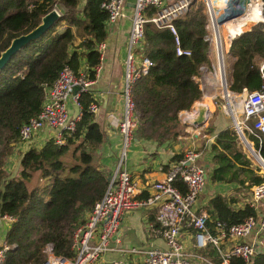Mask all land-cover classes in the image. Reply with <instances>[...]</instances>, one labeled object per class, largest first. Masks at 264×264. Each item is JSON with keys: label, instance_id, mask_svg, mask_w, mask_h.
Returning <instances> with one entry per match:
<instances>
[{"label": "trees", "instance_id": "1", "mask_svg": "<svg viewBox=\"0 0 264 264\" xmlns=\"http://www.w3.org/2000/svg\"><path fill=\"white\" fill-rule=\"evenodd\" d=\"M103 0H0V53L12 39L38 26L41 18L57 7L60 17L42 36L24 45L0 70V216L13 220L5 234L9 245L3 264H43L44 249L51 245L55 255L72 258L74 231L105 192L109 172L93 162V150L103 140L102 131L89 109L92 92L79 97V119L73 130L62 132L57 144L49 137L41 146H30L19 158V171L5 170L8 158L19 142L20 127L41 110L45 90L50 87L64 66L78 74L82 60L85 73L95 78L100 63L96 45L107 36V12ZM262 18L264 19V0ZM155 12L146 10V17ZM208 9L204 0H192L186 12L173 21L176 36L169 28L144 24V37L137 53L148 57L152 65L132 86L137 114L134 135L158 145L175 141L185 126L178 114L201 100L203 91L195 77L199 67L209 65L210 43L206 23ZM175 37L178 42L176 43ZM177 48L189 54H177ZM228 88L232 91L259 89L264 83V22L258 21L249 30L230 42ZM262 65V66H261ZM251 124V121L249 122ZM264 161L262 142L246 134ZM252 151L259 158V155ZM213 157L210 179L235 183L238 191H249L264 181L260 167L254 168L244 144L231 126L220 131L211 146ZM182 157L176 154L171 161ZM168 168V165H167ZM35 172L49 175L50 188L28 190L27 182ZM174 184L185 192V184L176 178ZM233 198L215 195L208 202L209 225L218 221L227 227L257 216L255 207L244 204L235 208ZM158 227L155 212L150 217ZM199 252L218 264L220 257L212 244ZM230 264H247L231 257ZM249 264H264V248L258 250Z\"/></svg>", "mask_w": 264, "mask_h": 264}, {"label": "built area", "instance_id": "2", "mask_svg": "<svg viewBox=\"0 0 264 264\" xmlns=\"http://www.w3.org/2000/svg\"><path fill=\"white\" fill-rule=\"evenodd\" d=\"M128 1L133 6H131L120 92L122 112L118 132L121 147L118 160L109 174L104 194L94 203L93 208L85 216L84 222L73 233V257L55 255L51 245H47L44 249L46 260L43 264H97L104 253L114 249L112 240L116 238L124 212L137 208L155 210L158 227L155 229L153 223L148 226L160 236L164 246L148 245L141 248L120 249V251L127 254H143L145 264H194V260L216 264L197 251H186L182 240L185 228L192 229V246L195 249L201 250L208 244L213 245L220 257L218 264H230L231 257L241 258L249 264L258 249L264 248V213L257 214L256 217L250 216L228 227L216 221L210 228L208 211L197 210L195 207L197 197L204 187L206 174L205 169L197 163L201 155L199 150L194 147L185 148L181 152L182 157L170 163L164 179L154 181L150 185L151 189L147 196H139L137 193L136 180L125 164L127 151L138 124L131 92L132 86L141 75L147 73L152 65L148 57L137 53L144 37V24L152 22L158 28H169L176 36L173 21L186 12L192 0H103L101 7L107 12V22H114L123 17ZM148 8L155 9L150 17H146ZM261 21L264 22V19L262 18ZM206 29L210 43L209 55L213 54V62L210 65L202 64L199 67L200 75L194 79L203 91V78L215 77L217 87L211 96V102L230 117L235 132L242 133L248 144L253 146V142L246 134L253 135L258 144H261L264 134V83L256 90L247 88H242L241 91L230 90L227 46H230L231 41L222 37L220 22L212 8L211 12L208 9ZM175 41L178 42L177 37ZM104 48V41L96 45L100 59ZM177 54H189V52L177 48ZM96 69L97 67L94 69L95 73ZM202 72L203 77H200ZM93 82L94 79L88 78L84 71L76 74L71 67L64 66L53 84L46 88L40 112L20 127V140L17 145H29L33 136L44 127L53 130L51 137L57 144L62 143V132L73 130L80 116V111L75 116L69 114L68 103H73L79 109L80 94L89 91ZM202 99L194 102L190 109L179 112L178 117L181 123L191 127L198 126L193 124V119L197 115L196 106L206 103ZM89 109L95 113L96 103H91ZM250 121L251 124H249ZM254 151L258 153L255 149ZM176 178L181 179L185 184V192L174 184ZM249 193L251 202L247 204L254 207V203L264 199V181L253 185ZM0 218L7 223L13 220L9 215H3ZM253 232L258 236L255 244L241 241ZM226 241L232 242L229 248H224L222 245ZM8 248L9 245L5 241L0 244V264H3ZM110 264H120V262L115 260Z\"/></svg>", "mask_w": 264, "mask_h": 264}, {"label": "crops", "instance_id": "3", "mask_svg": "<svg viewBox=\"0 0 264 264\" xmlns=\"http://www.w3.org/2000/svg\"><path fill=\"white\" fill-rule=\"evenodd\" d=\"M210 4L213 13L220 22L221 35L228 41L238 37L249 30L255 23L262 20L263 5L261 0H210ZM130 16L131 6H129L128 1L124 8L123 17L114 22H107V36L104 40L105 48L102 51V57L96 69L94 82L90 87L97 106L95 120L99 124L103 135L101 144L97 149L93 150V162L100 164L109 173L114 169L121 147V139L118 132V123L122 112L120 92L127 52L126 42L130 28ZM228 50L229 46H227ZM212 58L213 54L209 55V65L213 62ZM232 61L233 58L230 55L227 56L229 70ZM85 69V61L82 60L80 71H85ZM200 77H203V72ZM216 87L215 77L208 76L207 79L203 78L202 101L208 103L207 120L197 127L188 126L189 130L185 131L186 134L179 135L175 141L158 145L152 140H141L134 135L127 151L125 165L136 180L139 196H147L151 189L150 185L154 181L164 179L165 172L169 168L173 156L181 153L187 147H194L201 152L197 163L205 169L207 175L201 192L202 197L196 202L195 207L197 210L208 211L209 200L218 194L235 199L236 202L232 204L235 208L251 202L249 191H238L237 188L239 186L237 184L215 182L210 179V173L213 168L211 146L217 134L231 126L230 117L211 102V96L215 93ZM67 108L72 116H75L79 111L71 102L68 103ZM52 132L51 128L44 127L33 136L29 145H16L13 153L8 158L5 170L10 174H17L20 169L19 158L21 153L30 146H41L51 137ZM252 153L254 154L253 151ZM254 156L259 159L255 154ZM33 178H35L33 188H39L43 191L50 188L48 174L35 172L30 181ZM254 207L257 214L264 213V199L254 203ZM153 212H155L154 209L146 208L131 212L124 220L123 227L118 230L116 238L112 240L114 249L104 253L97 264H110V262L115 260L120 262V264H145L143 254H127L120 251V249L141 248L148 245L164 246L160 236L156 235L148 226L151 223L150 217ZM8 227L9 223L0 218V244L4 242ZM209 227L211 228L212 225H209ZM257 239L258 236L253 232L241 239V241L255 244ZM182 240L186 248L192 247L191 228L184 229ZM231 244L232 242L226 241L222 245L224 248H229ZM194 264H200V262L194 260Z\"/></svg>", "mask_w": 264, "mask_h": 264}, {"label": "water", "instance_id": "4", "mask_svg": "<svg viewBox=\"0 0 264 264\" xmlns=\"http://www.w3.org/2000/svg\"><path fill=\"white\" fill-rule=\"evenodd\" d=\"M133 1V0H130ZM207 6L209 11L211 12V5L210 0H206ZM60 12L55 7L50 12L45 14L41 18V22L38 26H36L34 29H32L30 32L20 35L14 39H12L10 45L0 53V70L5 67V65L8 63V61L11 59V57L17 53L24 45L29 43L30 41L39 38L40 36L44 35L59 19ZM197 115L193 119V124H201L206 120V112H207V106L204 104H198L196 106ZM238 136L240 140L248 146V142L246 141L245 137L242 133H238ZM258 154V153H257ZM253 155V154H252ZM259 163L264 168V161L259 155ZM207 175L205 174V178ZM262 248H259L260 250Z\"/></svg>", "mask_w": 264, "mask_h": 264}, {"label": "rangeland", "instance_id": "5", "mask_svg": "<svg viewBox=\"0 0 264 264\" xmlns=\"http://www.w3.org/2000/svg\"><path fill=\"white\" fill-rule=\"evenodd\" d=\"M204 1L206 2V0H204ZM129 6H133V4L130 2V3H129ZM56 8H57V7H56ZM57 9H58V8H57ZM58 10H59V9H58ZM59 11H60V10H59ZM219 91H220V90H219ZM182 125L185 126V128H184V132H183V135H185V134H186L185 131H188L189 128H188V125H186V124H183V123H182ZM232 127H233V125H232ZM253 148L255 149L254 145H253ZM244 150L246 151L247 157L250 159L252 166H253L254 168L260 167V171H259V172H260L261 174H264V168L260 165L259 160L256 159L254 155H252V153L246 148V146H244ZM42 175L44 176V174H42ZM40 177H41V176H40ZM34 181H35V178H33L31 181H28V182H27V188H28V190H31V189L33 188V186H34ZM204 185H205V183H204ZM203 188H204V187H203ZM201 192H202V191H201ZM201 197H202V193H200V194L198 195V197H197V201H198V199H200ZM139 209H142V208H137V209H134V210H132V211H125V212H124L123 217H122V219H121V221H120L119 230H120L121 227H123V225H124V220L128 217V215H129L131 212H134V211L139 210ZM186 251H187V252H194V251L201 252L200 250L195 249L193 246H192L191 248H186ZM200 264H206V263L203 262V261H201Z\"/></svg>", "mask_w": 264, "mask_h": 264}, {"label": "bare ground", "instance_id": "6", "mask_svg": "<svg viewBox=\"0 0 264 264\" xmlns=\"http://www.w3.org/2000/svg\"><path fill=\"white\" fill-rule=\"evenodd\" d=\"M222 34V32H221ZM208 102V101H207ZM208 105V103H204V105ZM251 144H248V146H246V148L252 153V150H251V147H250ZM253 154V153H252ZM254 155V154H253Z\"/></svg>", "mask_w": 264, "mask_h": 264}]
</instances>
